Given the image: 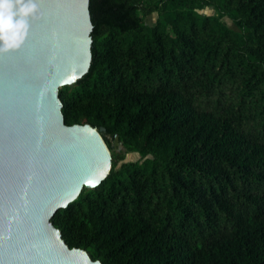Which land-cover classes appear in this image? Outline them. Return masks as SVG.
<instances>
[{
	"label": "trees",
	"instance_id": "obj_1",
	"mask_svg": "<svg viewBox=\"0 0 264 264\" xmlns=\"http://www.w3.org/2000/svg\"><path fill=\"white\" fill-rule=\"evenodd\" d=\"M89 12V68L58 95L65 123L102 127L112 162L51 216L62 238L103 264H264V140L243 119L260 103L251 79L264 90V0H89ZM239 66V101L196 103L203 79ZM158 191L170 213L151 206Z\"/></svg>",
	"mask_w": 264,
	"mask_h": 264
},
{
	"label": "water",
	"instance_id": "obj_2",
	"mask_svg": "<svg viewBox=\"0 0 264 264\" xmlns=\"http://www.w3.org/2000/svg\"><path fill=\"white\" fill-rule=\"evenodd\" d=\"M38 4L23 45L0 53V264H103L50 220L112 162L102 127L65 123L58 95L91 62L89 0Z\"/></svg>",
	"mask_w": 264,
	"mask_h": 264
},
{
	"label": "rangeland",
	"instance_id": "obj_3",
	"mask_svg": "<svg viewBox=\"0 0 264 264\" xmlns=\"http://www.w3.org/2000/svg\"><path fill=\"white\" fill-rule=\"evenodd\" d=\"M205 11L211 10L209 7L204 9ZM146 19L148 22H155L156 20V11H152L151 13H148L146 15ZM229 25H233L231 20L229 18H226ZM229 73V74H228ZM224 74H227L223 77V80H221L218 84H212L208 83L203 79V81L206 83V85H198V88H195V100L197 104H200L203 107H206L207 109H221L223 103L221 102L224 100V103H228L230 98L231 101H239L240 96L236 93L238 91V87H242L243 84L241 83V79L244 77V75L247 74V71L245 70V66H239L237 69H228V71H224ZM146 77L144 76L143 80H140V83H146L147 85H152L156 87L158 84H160L159 80L156 78L145 80ZM144 81V82H143ZM251 82H254V88H252L253 95L251 97H254L258 99V102L256 106L248 107L245 106L246 117H244V123L246 129L250 130V132L258 134L259 138H262L264 140V121H260L259 119H254L253 116L250 114V111L253 110V112H256V110H263L264 109V103L263 100L259 99L260 97L264 98V90H262L259 87V82H256L254 78L251 79ZM181 85H183V81L180 82ZM188 84L186 83V86ZM263 86V85H262ZM225 98V99H224ZM221 101H218V100ZM118 145V144H117ZM120 149H117V152ZM139 158V153L136 151H127L124 155V158L121 160H135ZM120 160V161H121ZM162 193L160 191L154 192L153 195H151V206L155 207L157 211L164 214L165 212H171V209L168 207L167 203H164L161 199ZM147 212V211H146Z\"/></svg>",
	"mask_w": 264,
	"mask_h": 264
},
{
	"label": "clouds",
	"instance_id": "obj_4",
	"mask_svg": "<svg viewBox=\"0 0 264 264\" xmlns=\"http://www.w3.org/2000/svg\"><path fill=\"white\" fill-rule=\"evenodd\" d=\"M40 15L38 0H0V53L20 48Z\"/></svg>",
	"mask_w": 264,
	"mask_h": 264
},
{
	"label": "snow or ice",
	"instance_id": "obj_5",
	"mask_svg": "<svg viewBox=\"0 0 264 264\" xmlns=\"http://www.w3.org/2000/svg\"><path fill=\"white\" fill-rule=\"evenodd\" d=\"M73 80L75 79V77L72 78ZM68 82H71V81H68Z\"/></svg>",
	"mask_w": 264,
	"mask_h": 264
}]
</instances>
